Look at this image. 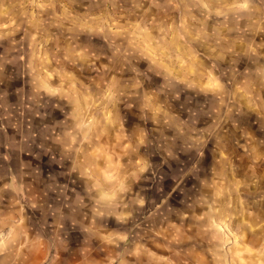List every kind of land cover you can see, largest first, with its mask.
<instances>
[{"label":"rangeland","instance_id":"374dc122","mask_svg":"<svg viewBox=\"0 0 264 264\" xmlns=\"http://www.w3.org/2000/svg\"><path fill=\"white\" fill-rule=\"evenodd\" d=\"M0 264H264V0H0Z\"/></svg>","mask_w":264,"mask_h":264}]
</instances>
